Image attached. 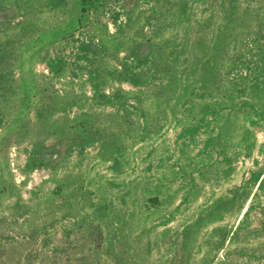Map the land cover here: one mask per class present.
I'll return each mask as SVG.
<instances>
[{
	"label": "rangeland",
	"instance_id": "rangeland-1",
	"mask_svg": "<svg viewBox=\"0 0 264 264\" xmlns=\"http://www.w3.org/2000/svg\"><path fill=\"white\" fill-rule=\"evenodd\" d=\"M0 264H264V0H0Z\"/></svg>",
	"mask_w": 264,
	"mask_h": 264
}]
</instances>
